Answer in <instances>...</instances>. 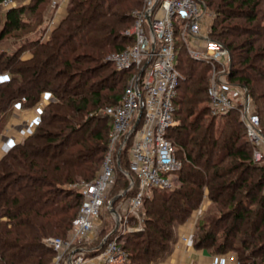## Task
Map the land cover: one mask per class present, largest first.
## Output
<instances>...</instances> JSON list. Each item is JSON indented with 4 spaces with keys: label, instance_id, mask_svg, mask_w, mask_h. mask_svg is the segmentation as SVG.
<instances>
[{
    "label": "trees",
    "instance_id": "1",
    "mask_svg": "<svg viewBox=\"0 0 264 264\" xmlns=\"http://www.w3.org/2000/svg\"><path fill=\"white\" fill-rule=\"evenodd\" d=\"M198 1L213 14L210 36L230 53L227 81L246 89L264 134V69L256 66L264 56L250 55L252 31L227 24L238 18L254 21L258 2ZM49 4L29 0L0 20V43L13 42L9 53L0 46V75L7 76L0 81V137L16 104L30 108L44 95L51 98L32 133L0 159V264H50L54 252L43 240L51 234L68 237L82 201L80 185L74 184L96 178L107 150L111 116L93 114L103 103H109L107 109L117 105L129 78L128 71H117L106 56L132 44L122 33L131 27V13L141 8L142 0H68L65 17L42 41ZM22 31L36 35L9 38ZM259 33L264 34V27ZM243 36L247 40H238ZM24 53L30 57L23 59ZM93 53L99 58L91 57ZM86 61L90 66L82 68ZM174 67L182 80L174 100V125L166 138L181 162L178 186L154 191L144 200L143 231L122 238L128 263L164 262L176 243V225H183L205 197L220 209L217 217L197 222L193 248L217 257L235 252L238 264H264V163L253 161V146L236 110L208 119L209 66L191 60L185 47L176 44ZM99 74L102 78L95 80ZM127 169L125 150L107 201L127 190L129 181L122 173ZM109 232L104 226L95 244H82L95 250L89 256L98 252Z\"/></svg>",
    "mask_w": 264,
    "mask_h": 264
},
{
    "label": "built area",
    "instance_id": "2",
    "mask_svg": "<svg viewBox=\"0 0 264 264\" xmlns=\"http://www.w3.org/2000/svg\"><path fill=\"white\" fill-rule=\"evenodd\" d=\"M67 1L50 0L47 9L49 21L41 37L42 41L50 37L58 10ZM28 2L29 0H1L0 20H4L7 11ZM131 18V27L122 35L132 38V44L121 53L107 58L117 71H128L129 78L119 104L105 112L111 116V129L102 166L94 180L79 186L82 201L72 222L70 235L65 239L43 240L45 246L55 254L52 264L126 263L127 255L118 236L140 232L144 223V200L149 199L154 191L172 190L174 181L168 176L177 173L181 167L175 147L166 138L174 125V100L178 84L182 80L174 67L176 44L185 47L191 60L210 64L213 68L230 62L226 48L212 44L205 38L213 15L198 0H142L141 8L134 10ZM207 96L211 117L219 118L231 110L239 111L247 140L253 146V161L257 164L264 163V137L259 118L252 111L250 98L214 77L210 78ZM24 102L25 99H22V103ZM45 105L41 100L35 106L36 118L29 122L33 128ZM14 108L21 106L16 104ZM125 150L128 153V169L122 173L129 185L122 194L134 189L135 192L124 199L121 213L114 209V215L109 207L107 194L114 184L115 172L120 169L121 154ZM102 207H107L116 220L118 234H109L103 238L97 248L98 252L89 256L95 250L85 248L82 242L94 236ZM199 214L200 208L189 218V232L179 235L176 248L181 245L193 247V233ZM216 259L219 264H234L236 261L232 254Z\"/></svg>",
    "mask_w": 264,
    "mask_h": 264
},
{
    "label": "rangeland",
    "instance_id": "3",
    "mask_svg": "<svg viewBox=\"0 0 264 264\" xmlns=\"http://www.w3.org/2000/svg\"><path fill=\"white\" fill-rule=\"evenodd\" d=\"M241 1H243V0H241ZM257 2H258V6H257V8H255L254 9V12L256 13V19L254 20V21H252V22H249V21H247L246 19H244V18H238V19H231V20H229L228 21V25H229V27H231V26H234V25H239V27H237V28H242L244 31H246V30H248V31H252V33L254 34L253 36L254 37H249L248 38V40H250L251 42H254V44H253V49H252V52H251V56L252 55H258V56H264L261 52H264V34L263 35H261L262 33H259V30H260V28H263L264 27V0H257ZM236 6H239V4H236ZM211 8V10H213V8L212 7H210ZM246 8L244 7V9L243 10H245ZM207 10L212 14V12L209 10V8H207ZM213 15V14H212ZM212 22H213V20L211 21V24L209 23V25H210V27L208 28V31H207V33L204 35L205 36V38L206 39H208V41L210 42V43H212V44H218V45H221V46H223L224 48H226L225 47V45L223 44V42L222 41H219V40H217L216 38H214V37H212V36H210V32H211V28H212ZM53 28V27H52ZM220 28V27H219ZM36 32V31H35ZM35 32H30V33H28V32H24V31H22V32H19L18 34H16V36H13V35H11L9 38H13V37H15V38H17V37H24V36H29V37H34L35 35H36V33ZM8 38V37H7ZM50 38V37H49ZM48 38V39H49ZM228 38H229V40H231V38L228 36ZM239 39L238 40H247V37L246 36H243V37H238ZM45 40H47V39H45ZM44 40V41H45ZM4 42V41H3ZM12 41L11 40H8V41H6V42H4L3 44H2V42L0 43V46H1V48H2V51H5V52H7V53H9V52H11V50H12V48H13V45H12ZM8 47V48H7ZM227 49V48H226ZM86 52H88V51H86ZM83 53V50L81 49L80 51H76V53L73 55L74 57L75 56H77V55H79V54H82ZM229 53V52H228ZM115 53H113V52H111V53H108V55L106 56V58H108V57H110V56H112V55H114ZM229 56H230V53H229ZM91 57H96V58H99V56L98 55H96L95 53H93V55L91 56ZM87 58H89V56L87 57ZM230 58V62H229V64H227V65H224V66H215V68H213L210 64H207L209 67H208V78H209V80H210V78L211 77H214L215 79H219V80H221V82L223 83V84H225L226 86H228V87H230V88H232V89H236V90H238V91H240V93H241V95H244L245 97L246 96H248L249 97V95H248V92L246 91V89L244 88V87H242V85H240V83H238V82H233V83H229L228 81H227V75H228V73H229V71H230V68H231V56L229 57ZM91 59V58H90ZM90 59H87V60H90ZM92 60H98V59H94V58H92ZM90 66V63H88V61H86L85 63H83L82 64V68H87V67H89ZM256 66H260L261 68H263L264 69V60L263 59H261L260 61H257V63H256ZM100 78H102V74H99L96 78H95V80H99ZM258 78V77H257ZM5 79V77L4 76H0V81H2V80H4ZM127 85V84H126ZM250 98V97H249ZM250 101H251V98H250ZM104 104V103H103ZM102 104V106L100 107V109H98L97 111H95V113L93 114L94 116H99V117H102L103 115H105L106 113V111L108 110L106 107H107V105H109V103L107 104V103H105V105H103ZM119 104V103H118ZM117 104V105H118ZM117 105H115L113 108H115ZM251 106H252V111L254 112V108H253V105H252V101H251ZM13 112V111H12ZM236 112L238 113V117H239V121L240 122H242V120H241V116H240V113H239V111L238 110H236ZM11 117V116H10ZM86 117V116H85ZM88 117H92V114H91V112L89 113V115H88ZM211 116H209L208 117V119L210 118ZM212 118H214V117H212ZM10 119V118H9ZM9 121V120H8ZM215 121H216V123L217 122H219L220 121V119H215ZM7 127H8V122H7V124L5 125V128L3 129V131L4 132H6L7 131ZM260 130H261V128H260ZM2 131V132H3ZM262 132V131H261ZM262 135H263V137H264V134L262 133ZM101 166H102V162L100 163V168H101ZM100 168H99V170H98V173H99V171H100ZM97 173V174H98ZM168 178L170 179V180H172V181H174L173 182V189H175L177 186H178V182H177V173H172V174H170L169 176H168ZM82 183H84L83 182V180H80V179H77V182L74 184L75 186H74V188H77L78 186H76V185H81ZM79 188V187H78ZM172 189V190H173ZM263 192H264V187H263ZM152 195V194H151ZM108 196V195H107ZM126 196V194H122V195H120V194H118L117 195V197H119V199L113 204V206H112V208L113 209H115V210H117L119 213H121V206H122V204H124L125 203V201H124V197ZM116 198V197H115ZM123 198V199H122ZM151 198V197H150ZM208 201V200H207ZM206 201V202H207ZM116 204V205H115ZM79 208H80V206H79ZM144 208L145 207H142V214L144 215V222H145V212H144ZM199 208H200V212H201V214L199 215V217H198V221L197 222H199L202 218H206V217H217L218 216V212H219V209H220V205L219 206H217V205H212L211 204V202H209L208 201V203L207 204H205V205H201V206H199ZM198 208V209H199ZM204 208V209H203ZM209 212V213H208ZM109 222H111V224L109 223ZM116 220L114 219V217L112 216V214H110V212L107 210V207L105 208V207H102L101 209H100V222L98 223V226H97V229H96V232H95V234H94V236L92 237V238H90V239H88V240H86V241H83L82 242V244L84 245V246H91V245H93V244H95V242H97L98 240H99V238L101 237L102 238V236L101 235H99V230H101L104 226H105V228H108L109 229V231H111V232H109L108 233V235L110 234H112L113 236H116V234H118L116 231H117V227H118V224H117V227H116ZM197 224V223H196ZM130 226H132V224H130ZM142 227V229L140 230V232H142L143 231V226H144V223L141 225ZM181 226H183V225H176V227H175V230L173 231V233H175V236H176V239L178 238V231H179V228L181 227ZM112 229V230H111ZM71 231H72V226H71ZM71 231L69 232V235H70V233H71ZM134 233H137V232H134ZM51 235H53V236H48V237H46V239H48V238H60V237H56V236H54V235H56V234H51ZM68 235V236H69ZM107 235V236H108ZM106 237V236H105ZM104 237V238H105ZM118 237H120V241L122 242L123 241V236L121 237L120 235L118 236ZM60 239H65V238H60ZM178 240V239H177ZM121 246H122V243H121ZM175 246V243H174V245H173V247ZM85 248H87V247H85ZM125 253V252H124ZM126 254V253H125ZM229 254H232L234 257H235V263L234 264H238L239 262H238V255L235 253V252H230ZM54 258H55V254H54V257H53V259H52V261L50 262V264H52V262H53V260H54ZM128 258V257H127ZM125 264H129L128 263V259H127V261H126V263Z\"/></svg>",
    "mask_w": 264,
    "mask_h": 264
},
{
    "label": "crops",
    "instance_id": "4",
    "mask_svg": "<svg viewBox=\"0 0 264 264\" xmlns=\"http://www.w3.org/2000/svg\"><path fill=\"white\" fill-rule=\"evenodd\" d=\"M67 2L58 10V15L54 20L53 28L56 27L59 22L65 17L67 10ZM46 21L48 25V15H46ZM22 57L23 59H28L30 55L29 53H24ZM50 99L51 98L49 95H44L41 100H43L45 104H47ZM35 106L24 109L14 108L11 117L8 121L7 131H3L0 137V159L6 154V152L10 148L18 144L24 137L32 133L33 127L29 125V122L36 118ZM206 201L207 199L204 197L201 205L207 204L208 201ZM188 220L183 224V226L179 228L178 238L180 234L189 232V228L187 226ZM216 258L217 256H212L205 251H199L195 250L193 247L189 248L184 245H181L179 248H176V246H174L171 254L166 258L164 262H161L160 264H219L217 263Z\"/></svg>",
    "mask_w": 264,
    "mask_h": 264
},
{
    "label": "water",
    "instance_id": "5",
    "mask_svg": "<svg viewBox=\"0 0 264 264\" xmlns=\"http://www.w3.org/2000/svg\"><path fill=\"white\" fill-rule=\"evenodd\" d=\"M136 127V126H135ZM135 127L133 128V131L135 130ZM119 199V197H116L114 198L113 200L110 201V205L109 207L112 208L113 204L115 203V201H117ZM112 213L115 215L116 214V211L112 208L111 209ZM116 227H117V224H116Z\"/></svg>",
    "mask_w": 264,
    "mask_h": 264
}]
</instances>
